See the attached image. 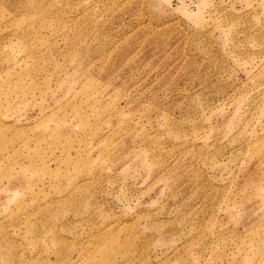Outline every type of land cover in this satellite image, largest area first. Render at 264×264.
<instances>
[{"label": "rangeland", "instance_id": "1", "mask_svg": "<svg viewBox=\"0 0 264 264\" xmlns=\"http://www.w3.org/2000/svg\"><path fill=\"white\" fill-rule=\"evenodd\" d=\"M0 264H264V0H0Z\"/></svg>", "mask_w": 264, "mask_h": 264}]
</instances>
